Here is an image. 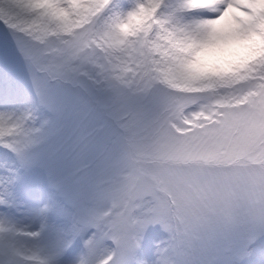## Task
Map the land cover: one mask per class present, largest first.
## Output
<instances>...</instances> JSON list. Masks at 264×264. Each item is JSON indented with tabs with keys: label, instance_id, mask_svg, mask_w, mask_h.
I'll use <instances>...</instances> for the list:
<instances>
[{
	"label": "snow or ice",
	"instance_id": "6c2138e0",
	"mask_svg": "<svg viewBox=\"0 0 264 264\" xmlns=\"http://www.w3.org/2000/svg\"><path fill=\"white\" fill-rule=\"evenodd\" d=\"M0 23V206L42 221L0 222V264H205L225 239L264 264V0H0Z\"/></svg>",
	"mask_w": 264,
	"mask_h": 264
},
{
	"label": "rangeland",
	"instance_id": "374dc122",
	"mask_svg": "<svg viewBox=\"0 0 264 264\" xmlns=\"http://www.w3.org/2000/svg\"><path fill=\"white\" fill-rule=\"evenodd\" d=\"M9 30L6 28L3 23H0V37L7 35ZM5 52L0 46V67L3 65ZM243 88L247 89L251 87V83H245L242 85ZM7 90V84L3 78L2 73H0V93H3ZM234 103L232 100H227L224 110H228L227 105ZM135 190V185H130V190ZM141 221H146V217H141ZM8 221L11 224H14L19 230H21L20 238L24 241H31L30 237L24 235L27 232L39 231L40 224L42 221L35 215L32 211V206L28 205L24 201L17 200L9 208H4L0 206V222ZM145 227L151 229L153 225L151 223H145ZM156 227H159L156 225ZM242 250V240H231L225 239L220 242L217 246L212 249L203 252L200 257L205 262V264H235L236 257ZM25 252L30 250L25 248Z\"/></svg>",
	"mask_w": 264,
	"mask_h": 264
}]
</instances>
